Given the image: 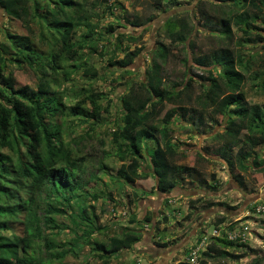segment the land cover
<instances>
[{
	"label": "trees",
	"instance_id": "obj_1",
	"mask_svg": "<svg viewBox=\"0 0 264 264\" xmlns=\"http://www.w3.org/2000/svg\"><path fill=\"white\" fill-rule=\"evenodd\" d=\"M149 1L156 12H162L167 4V0ZM227 6L232 8L227 9ZM31 8L34 18L45 26L52 37L54 35L57 49L48 54L36 52L27 37L8 30L5 34L7 46H0V264H59L63 261L67 254L56 252L50 237L68 228L56 224L53 216H66L79 232L80 241L90 246L91 252L102 264H110L112 257L139 243L141 235L135 230L125 229L107 241L92 240L94 235H103L105 228L83 205L88 183L83 181L85 160L76 156L69 143L64 141V130L67 129L65 119L100 123V98L98 94L83 92V99L68 107L51 90L48 79L49 72L58 74L61 71L64 81H70L62 63L72 62L78 50L83 48L85 41L75 42L77 30L81 26L87 27L92 36L94 27L87 25L79 0H0V9L13 21L24 23ZM197 15L198 22L204 26L218 25L220 30L216 33L221 38L229 40L236 31L241 33V40L249 39L246 41L249 43L253 31L258 29L256 24H264V0H209L208 4H199ZM194 27L189 20L176 16L167 19L163 31L170 44H157L150 66L145 71V82L131 87L120 99L121 125L116 129L113 140L115 155L121 162L116 175L129 186L143 180L144 176L138 172L142 168L143 143L144 139L153 137L141 134L151 128L158 135L163 151H155L149 157L156 181L155 190L160 194H170L180 188L186 179L195 175V171L170 165L178 157L170 130L173 115L178 112L182 118L191 117L188 119L192 120L196 117L197 125L195 122L194 125L200 127L204 124V116L211 113L227 118L223 132L213 139L218 143L216 155L227 166L240 190L249 194L252 190L245 185L242 174L249 171L261 177L264 174L261 154L264 150V104H250L246 100L243 73L248 63L244 65L240 53L233 54L226 42L221 49L194 58L195 65L203 68L205 74L197 77L203 90L194 99L195 110L192 109L190 115L182 107L165 111L168 105L175 106L183 100L190 102L189 89L193 81L189 80L185 86L182 83L169 84L163 65L172 52L187 41L188 46L193 48L189 37ZM113 30V26H109L105 31L112 34ZM118 38L123 37L119 35ZM256 38L259 39L258 36ZM127 42L134 44L137 39L128 37ZM89 43L95 50V42L90 40ZM141 51L142 48H138L133 52H124L122 60L109 66L126 69ZM12 64L23 65L41 75L37 80L36 93L28 87H15L11 78L4 79V70ZM184 65H187L186 60ZM209 67H213L215 72L206 70ZM83 69L85 74L95 77L96 73L91 68ZM86 103L91 110H86ZM197 157L203 159L202 153H197ZM203 205L205 208L218 206L228 211L237 209L224 203L213 205L204 202ZM253 207L250 205L247 211H252ZM188 217H192L191 212ZM149 221V217L145 218V222ZM228 222L222 216L216 225ZM212 240L221 247V252L218 256L202 252L199 264H239L245 259H250L246 264L264 262L260 251L223 238ZM74 245L80 246L77 243Z\"/></svg>",
	"mask_w": 264,
	"mask_h": 264
},
{
	"label": "rangeland",
	"instance_id": "obj_2",
	"mask_svg": "<svg viewBox=\"0 0 264 264\" xmlns=\"http://www.w3.org/2000/svg\"><path fill=\"white\" fill-rule=\"evenodd\" d=\"M175 1L176 3L167 0L164 10L156 12L149 0H79L87 17V25L94 27L93 35H89L87 27L81 26L77 30L75 42L85 41L83 48L78 50L72 62L62 63L69 73L70 81H64L61 71L58 74L48 71L51 90L64 105L74 106L83 99V92L98 94L100 98V123L65 119L67 129L64 130V141L69 143L76 156L85 160L83 181L88 183L85 187L87 194L83 195V205L97 218V223L105 228L103 235H94L92 240L104 242L125 229L135 230L141 235L139 243L112 257L110 264H179L187 260L189 252L198 242L194 243L196 239L199 240L206 233L210 235L213 228L219 227L216 222L222 216L226 221L240 219L237 218V213L240 212L237 209L246 200H251V208L264 201L253 200L264 196V174L262 177L252 171L242 174L245 185L252 190L249 194L243 193L229 174L227 166L216 155L218 143L213 139L223 132L227 118L211 113L204 116V124L200 127L195 126L196 117L191 120L188 119L191 117H179L178 112L173 115L170 130L178 157L170 165L195 171V175L186 179L180 188L170 194H160L155 190L156 181L152 176L149 157L155 151H163L158 135L151 128L141 134L153 137V140L144 139L143 143L142 168L138 171L144 176L143 180L129 186L117 178L116 172L121 162L115 155L116 145L113 140L116 129L121 125L120 99L131 87L145 82V71L150 66L152 52L157 44H170L163 31V25L170 17L189 20V24L192 22L195 27L189 37L193 48L188 46L187 41L172 52L163 65L165 78L169 84L182 83L185 86L189 80L193 82L189 89L190 102L183 100L181 104L168 105L165 111L182 107L190 115L191 110H195L194 99L203 90L197 77L205 74L204 69L197 67L193 59L221 49L226 46V42L233 54H241L244 65L248 63L243 73L247 102L264 104V24H256L258 29L253 31L249 43H246L249 39L241 40V33L236 31H233L229 40H225L216 33L220 30L218 25L204 26L202 22H198V6L200 3L208 4L209 0ZM231 8L227 6V9ZM151 17L154 18L148 22ZM109 26H113L112 34L105 31ZM6 30L27 37L36 52L48 54L57 49L54 46V35L52 37L45 26L34 18L32 8L24 23L9 19L0 9V46H7ZM119 35L123 37L120 40ZM128 37L137 39V42L128 43ZM90 40L95 42V50L91 47ZM138 48H142V51L128 68L109 66L114 61L122 60L124 52H133ZM71 66L73 69H70ZM83 68H91L96 73L95 77L85 74L86 70ZM206 70L215 72L213 67ZM40 76L39 73L17 64L8 65L3 73L5 80H14L15 87H28L33 93H36ZM85 108L91 110L88 103ZM197 153H202L203 159L199 160ZM261 154L264 160V150H261ZM204 202L213 205L224 203L237 209L228 211L218 206L205 208ZM190 212L191 218L188 217ZM147 217L150 220L148 223L145 222ZM203 217H209V224L196 231V226ZM164 218L167 219L166 222L163 221ZM53 219L59 226L68 228L50 237L56 246V252L67 254L59 264H102L91 252L90 246L80 241L79 232L72 227L66 216H53ZM195 231L199 237L193 235ZM263 237L256 236V243L247 247L260 251L264 256ZM76 243L80 245V249L74 245ZM158 244L167 245L162 248ZM203 252L218 256L221 247L211 239ZM249 260H242L239 264H246Z\"/></svg>",
	"mask_w": 264,
	"mask_h": 264
},
{
	"label": "built area",
	"instance_id": "obj_3",
	"mask_svg": "<svg viewBox=\"0 0 264 264\" xmlns=\"http://www.w3.org/2000/svg\"><path fill=\"white\" fill-rule=\"evenodd\" d=\"M264 201L256 203L252 211H248L244 217L232 220L227 224L213 228L210 235L203 234L188 254V264H199L200 253L203 252L211 239L223 238L233 244L248 246L256 236L264 234Z\"/></svg>",
	"mask_w": 264,
	"mask_h": 264
},
{
	"label": "crops",
	"instance_id": "obj_4",
	"mask_svg": "<svg viewBox=\"0 0 264 264\" xmlns=\"http://www.w3.org/2000/svg\"><path fill=\"white\" fill-rule=\"evenodd\" d=\"M263 158V157H262ZM258 185V184H257ZM241 191V190H240ZM241 192H243L244 193V191H241ZM253 200H255V201H259V200H264V196L263 197H261V196H258V197H255ZM251 202V200H246L243 204H242V206H240L237 210H239L240 212L239 213H237V215H238V217L237 218H242V217H244L245 216V214L248 212L247 211V208L252 204V203H250ZM208 214V213H207ZM207 214L205 215V216H207ZM213 218V217H212ZM209 217H203L199 222H198V224H197V226H196V231L198 230H202L201 228H203L204 229V227H205V225H207V224H209ZM196 231L193 233V235L195 236V237H199L198 235H196ZM264 234V233H263ZM264 236V235H263ZM263 239H264V237H263ZM263 239H262V242H263ZM196 241H198L197 239L194 241V243L196 242ZM192 242H193V238H191L190 239V243H191V245H192ZM252 243H256V241L254 240V241H252ZM263 264H264V262H262Z\"/></svg>",
	"mask_w": 264,
	"mask_h": 264
}]
</instances>
